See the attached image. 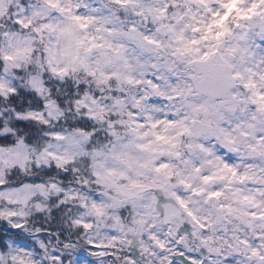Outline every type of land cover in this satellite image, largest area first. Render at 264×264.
I'll return each mask as SVG.
<instances>
[{
	"label": "clouds",
	"instance_id": "clouds-1",
	"mask_svg": "<svg viewBox=\"0 0 264 264\" xmlns=\"http://www.w3.org/2000/svg\"><path fill=\"white\" fill-rule=\"evenodd\" d=\"M0 264H264V0H0Z\"/></svg>",
	"mask_w": 264,
	"mask_h": 264
}]
</instances>
